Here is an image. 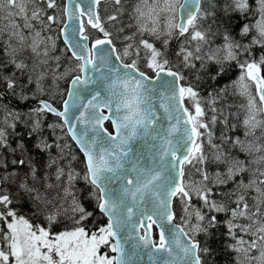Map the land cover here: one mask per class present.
<instances>
[{"label": "snow or ice", "instance_id": "6c2138e0", "mask_svg": "<svg viewBox=\"0 0 264 264\" xmlns=\"http://www.w3.org/2000/svg\"><path fill=\"white\" fill-rule=\"evenodd\" d=\"M102 3L0 0V99L35 101L28 136L37 134L35 149L49 155L42 172L23 137L12 148L0 127V148L19 151L11 164L26 169L8 171L0 160V264H137L145 256L149 264H217L211 242L221 227L230 264H264V0H136L123 36L122 0H111L112 14H101ZM61 36L70 53L63 71L51 56ZM233 67L238 77L214 87ZM203 83L212 88L206 97ZM229 89L246 99L242 119L228 111ZM49 114L56 120L47 127L83 154L82 171L60 163L69 144L43 137ZM8 116L15 130L20 115ZM239 128L243 139L226 134ZM189 165L199 180L185 179Z\"/></svg>", "mask_w": 264, "mask_h": 264}, {"label": "trees", "instance_id": "16d2710c", "mask_svg": "<svg viewBox=\"0 0 264 264\" xmlns=\"http://www.w3.org/2000/svg\"><path fill=\"white\" fill-rule=\"evenodd\" d=\"M58 2L64 3V0H58ZM110 2H111V0H110ZM122 2L124 3L125 8H127L128 7L127 4L129 3V0L128 1L127 0H122ZM103 10L104 9H102V8L100 9L102 15H104ZM123 18H126L125 14L121 17V19H123ZM249 21L253 22V19L250 17ZM237 23H238L237 20L234 18L233 21H232V24L235 26V25H237ZM238 30H239L238 27H234V32H238ZM55 32L58 33V29H56ZM131 32H132V30H125L124 33H121V36H123L125 34L130 35ZM221 42L222 41L220 39H216L215 42L213 43L212 47L215 48L216 44H219ZM114 43L116 44L117 48L120 49V47L117 44L118 42H116V40L114 41ZM58 46L63 47V44H62V42H60V40H58ZM178 47H179L178 42L177 41H173L172 45H171V48L173 50H176V49H178ZM256 55H257V57L260 55V50L259 49L256 50ZM198 64H199V62H197V65ZM194 71L195 70H193L192 73H187L188 76H189V80H193L194 79V76H193ZM186 72H187V70H186ZM238 75H239V69L233 67L226 76L220 78L218 80V82H212V84H213L214 87L223 88L226 85H230L231 82L238 77ZM262 75H264V72H262ZM49 83H50V81H49ZM59 83H60V89L61 90L67 88V86H68L67 82L64 81V80H61ZM211 91H212V88L208 87L207 83H203L201 85V95L202 96L206 97L208 92H211ZM229 92H230V94H229V96L227 97V100H226V104L227 105H228V103H230L229 101L231 99H235V97H236L234 94L231 93V89H229ZM44 98L47 99L48 97L45 96ZM9 100H10V98L8 96V101ZM0 103L1 104H5V102H3L2 99H0ZM18 104H19V106L21 105L23 109L22 108L19 109L17 111V113H20L19 115H23V116L26 115V117H29L28 116L29 109L35 105V101L18 102ZM6 105H8V104H6ZM56 106L57 107L60 106L59 98H57ZM228 111H230V109H228ZM234 113H236V112H234ZM44 118H45V122H42V125H43L42 126V134H43V137L47 138L50 143L56 141V142H59L61 144H64V141H57V140L53 139L51 137V135H50L51 134L50 131L47 133V135H45L43 133V132H45L47 130V128H48L47 125L52 124L56 120V118L53 117L51 114H49L47 116H44ZM21 120H23V118H21ZM234 123H237V121L234 120ZM30 127H31V119L28 118V120L24 121V127H21V129L20 128L19 129L15 128V130L11 129L13 133H12V135H9L8 142L11 145L12 148H15L17 146V144L21 142V137H23V142L26 144V146L29 149L31 155L35 158V160L41 166V171L43 172V171H46V169L44 168V165H46V160L45 159H46L47 153H39L35 149L34 145H35V143L37 142V140L40 137L37 134H33L31 136V138H29L28 133L30 131ZM106 127H108L109 130H111V126H110L109 123L106 124ZM222 128H223L222 124H217L216 125V127L214 129L216 137H219L221 135V129ZM43 129H44V131H43ZM226 134L230 135V136H235V134L233 132H227ZM238 136H240V134H238ZM216 142L219 143V140L217 139ZM65 143H67V144H69L71 146L70 149L66 150L67 156H68L69 151H71V153L76 155V157H77V159L74 160V162H73L72 168H74L76 171H82V169H83V163H82L83 157H82V155L80 154L78 149L74 146V144L71 142V140L68 137L66 138V142ZM3 151H4V153H3ZM205 151L209 154V157L211 158V154H212L213 150L210 149L209 146L207 145ZM0 152H1L0 153V160H3V161L7 162V165H8V169L7 170L8 171H12L14 168H17L21 173L23 171H26V169L18 168V166H14V165L11 164V161L13 159H17L18 157H20L19 151H17L16 153L11 154L10 153L11 150H9V151L7 150L6 151L5 148H0ZM51 154H56L54 149L51 150ZM56 156H53V157H56ZM68 160L70 162V158H68ZM66 161L67 160L60 161L61 165L67 167L66 166L67 163H65ZM204 167L206 168V170L209 169L210 170V174H212L213 170L211 172V169H213L214 167H212L211 165H208V164L204 165ZM189 170H190V165L185 167V173H186L185 179L186 180L189 177L191 178ZM217 170H215V171H217ZM0 171H4V169H0ZM51 171H54V169H52ZM197 178H200L199 174L195 176V179H197ZM85 188H86V186H85V184H84V182L82 180L77 181L76 190H77L78 194L80 193V190H83ZM85 203H88V202L86 201ZM174 210L177 212V219H176L175 222L176 223H180L181 222L180 221L181 211L179 209V203L178 202L174 204ZM100 219L106 220L105 218H100ZM220 219L223 220V216H221ZM225 231L226 230L223 227H221L219 229V231L216 233L215 238L211 242L212 243V247H213V249L216 252L215 260L217 261V264H230V261L232 259V254L227 252V251H224V244H225V241H227V237H226V235H221V233H224ZM200 239H203V237H200Z\"/></svg>", "mask_w": 264, "mask_h": 264}, {"label": "rangeland", "instance_id": "374dc122", "mask_svg": "<svg viewBox=\"0 0 264 264\" xmlns=\"http://www.w3.org/2000/svg\"><path fill=\"white\" fill-rule=\"evenodd\" d=\"M128 1V0H127ZM136 2V0H129V3L127 4V8H125L126 9V11H125V15H126V18H123V19H121V22H122V24L125 26V30H132V29H129V28H127L126 26L129 24V23H131L132 21H130L129 20V13L131 12V5L132 4H134ZM124 4V3H123ZM125 7V6H124ZM101 8L102 9H104L103 10V13H104V15H105V13L106 14H112L113 13V5L111 4V2L110 1H108V2H106V3H102V6H101ZM50 11V13H51V10H49ZM254 22V21H253ZM2 21H0V25H2ZM107 26V25H106ZM109 27V30L110 31H113L114 32V34L116 33V28H112L111 26H108ZM117 28L118 27H120V24H117V26H116ZM56 31V30H55ZM55 31H53V32H51V33H48L49 35H52V36H57L58 35V33H56ZM99 35H101L102 36V34H99ZM119 35H121V34H119ZM58 40H60V38L59 39H57L56 40V50L54 51V52H52L51 53V56L54 58L55 56H60L61 57V61H60V64H61V67H60V69H59V71H63L64 70V68H66V67H68L69 66V61H68V59H67V57L70 55L69 53H67L66 52V48H65V46L63 45V47H60V46H58ZM60 42H61V40H60ZM116 42H118L117 44H118V46L120 47V49H122L123 48V46H124V41H122L121 39H117L116 40ZM63 44V43H62ZM66 56V57H65ZM49 63H50V65H51V69L52 70H55V66H56V61L54 60V59H51L50 61H49ZM252 91H253V93L255 92V89H254V87H253V89H252ZM235 95V94H234ZM236 97H235V99H231L229 102L230 103H228V105H231V108H230V111L231 112H236V113H239V115H240V117H241V119L243 118V115H244V112H243V109L240 107L241 105H243V104H245L246 103V99L244 98V97H241V96H239V95H235ZM9 98H10V100H15V101H18V102H21V101H19L18 99H16V98H14V97H12V96H10L9 95ZM258 99V98H257ZM4 105H6V103L5 104H1L0 103V127H3V128H5L6 129V131H7V133H8V138H9V135H12V128H9V127H7V124L8 123H12L13 122V120H12V117H10V116H8V112L9 111H13V112H16L14 109H12V108H10V107H8L7 106V108H5L4 107ZM20 107L22 108V106L20 105ZM23 109V108H22ZM17 113V112H16ZM20 114V113H19ZM7 117V123H5V118ZM20 118H23V120H22V122H23V124H22V127H24L23 125H24V121L25 120H28V118L29 117H26V115L25 116H23V115H20ZM21 120V119H20ZM230 120L234 123V117H230ZM42 122H45V118L44 117H42ZM15 123L16 124H18V123H20L19 122V120H17V121H15ZM17 126V125H16ZM43 131H44V129H43ZM50 131V135H51V137L53 138V139H55V140H57V137H60V136H63L64 138L63 139H61V140H59V141H64V143L66 142V136H64V134H63V132H61L59 129H57L56 130V132H55V134H53V130L52 129H50V128H47V130L45 131V132H43L45 135H47V133ZM64 131H66V130H64ZM234 134H235V136H238V134H240V137L243 139L244 137H243V129L242 128H239V129H237L235 132H233ZM53 134V135H52ZM43 135V134H42ZM49 135V134H48ZM258 135H259V133H258ZM15 136V135H14ZM69 138V137H68ZM11 140V139H10ZM56 142V141H55ZM52 143V142H51ZM206 147H207V144H205V149H206ZM53 149H54V151L56 152V154H51L52 156H58V149H56L55 147H53ZM9 151L10 149H6V151ZM66 150H68V148H66L65 150H64V153H65V159H63V160H67L65 163H67L66 164V166L69 164V163H71V166L73 165V162H74V160H71V157L68 155L67 156V154H66ZM230 151H232L233 152V154H236V152H235V150H233V149H229ZM1 153V152H0ZM3 153H4V151H3ZM11 154H13V152H10ZM241 155V158H243V154H240ZM56 156V157H57ZM68 158H70V162H69V160H68ZM46 164L48 163V160H49V155L47 154V156H46ZM62 161V160H61ZM208 165H211L212 167H214L213 169H211V172H212V170H213V172L212 173H214V171L215 170H217V166H216V164L215 163H210V164H208ZM190 175H191V179H194V180H199L200 178H197V179H195V176L196 175H198V173H196L195 172V169H193L191 166H190ZM209 173H210V170L208 169L207 170ZM194 203H196V201L194 202ZM179 209H180V205H179ZM181 211V210H180ZM181 215H183V213L181 212ZM223 219H224V217H223ZM181 223V222H180ZM234 254H232V256H233Z\"/></svg>", "mask_w": 264, "mask_h": 264}, {"label": "water", "instance_id": "95a60500", "mask_svg": "<svg viewBox=\"0 0 264 264\" xmlns=\"http://www.w3.org/2000/svg\"><path fill=\"white\" fill-rule=\"evenodd\" d=\"M106 1H109V0H103V3L104 2H106ZM64 3H66V0H64ZM65 22H67L66 21V18H65ZM60 40H61V42L63 43V45L65 46V44H64V42H63V37L61 36L60 37ZM65 48H66V46H65ZM70 54V53H69ZM118 63V62H117ZM90 87H95V85H90ZM105 114H107V109H105ZM161 115H162V110H161ZM107 123H109L110 124V121H106L105 122V127H106V124ZM110 126H111V124H110ZM66 130V129H65ZM110 131H112V128H111V130ZM69 139L71 140V138L69 137ZM71 142L74 144V146L78 149V151H79V148L77 147V145L75 144V142L74 141H72L71 140ZM136 148H137V150L138 151H143V152H146L147 151V145H145L144 144V142L143 141H138L137 142V144H136ZM80 152V151H79ZM80 154L82 155V157H83V154L80 152ZM83 159H84V157H83ZM106 219V218H105ZM137 264H149V262H148V260H147V257L145 256L144 258H143V260H137Z\"/></svg>", "mask_w": 264, "mask_h": 264}, {"label": "flooded vegetation", "instance_id": "af4514ba", "mask_svg": "<svg viewBox=\"0 0 264 264\" xmlns=\"http://www.w3.org/2000/svg\"><path fill=\"white\" fill-rule=\"evenodd\" d=\"M2 101L5 102L6 104H8L7 106L10 107V108H12V109H14L16 112H17L19 109H21V107H20L19 104H18V101H15V100H9V101H8V97H7L6 99H2ZM19 122H20V123L16 124V125H17V126H16L17 129H19V128L21 129L22 124H23L22 120H19ZM23 126H24V125H23Z\"/></svg>", "mask_w": 264, "mask_h": 264}]
</instances>
